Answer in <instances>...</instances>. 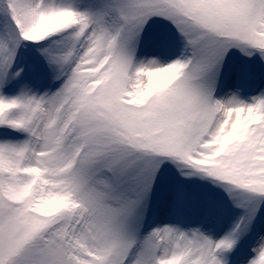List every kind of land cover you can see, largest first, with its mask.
<instances>
[{
	"label": "snow or ice",
	"instance_id": "6c2138e0",
	"mask_svg": "<svg viewBox=\"0 0 264 264\" xmlns=\"http://www.w3.org/2000/svg\"><path fill=\"white\" fill-rule=\"evenodd\" d=\"M0 264H264V0H0Z\"/></svg>",
	"mask_w": 264,
	"mask_h": 264
}]
</instances>
